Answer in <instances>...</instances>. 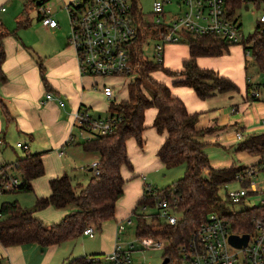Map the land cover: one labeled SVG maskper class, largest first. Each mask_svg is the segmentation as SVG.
<instances>
[{"label": "trees", "instance_id": "16d2710c", "mask_svg": "<svg viewBox=\"0 0 264 264\" xmlns=\"http://www.w3.org/2000/svg\"><path fill=\"white\" fill-rule=\"evenodd\" d=\"M41 2L42 0L37 2V5ZM228 3L233 8L239 5L241 0H228ZM133 11L138 24L137 39L131 46L130 73L136 76L128 83V98L109 103L107 117L114 119L112 133L96 135L82 142L85 150L98 154L99 174H93L85 186L78 187L79 191L67 172L53 177L49 181L50 194L38 197L33 207L22 206L16 200L2 202L0 204L2 245L60 244L82 236L87 226L99 230L103 222L115 218L117 204L124 195L126 183L122 168L127 167L131 170L133 168L128 154L127 140L135 138L138 146L144 147L145 113L150 107H155L157 110L152 126L157 132L165 134V139L157 151L158 158L166 167L185 163L186 170L182 177L164 188L149 190L147 183L143 184V194L136 202L133 213L144 205L154 207L156 196L173 194L178 200L176 206L175 202L171 205L181 217L176 224H171L161 221L157 212L152 213L153 221H148L144 213H138V236L166 241L164 258L169 257L171 260L174 256H178L179 246L189 239L191 232L207 220L209 213L219 207L223 208L219 214L227 219L233 232L238 234L251 232L252 221L264 216V203L237 210H228L224 206L219 190L225 183L233 181L237 172L245 169L247 165L213 167L203 150L205 143L199 138L213 132L216 127L198 128L200 112H190L184 101L173 94L165 81L153 76L156 70H162L166 76L173 79L175 85L192 88L202 100L218 93L240 92V87L233 79L213 68L201 67L197 62L201 56L222 55L234 43L213 34L183 31L182 41L189 47V56L183 59L180 69H171L164 66V61L153 63L142 56L139 49L142 43L147 41V30L143 14L135 6V2L132 6ZM10 32L13 31L0 29V61L4 58L1 39ZM158 36L161 35L158 33ZM252 40L253 44L249 46L251 55L264 70V31H260L259 24L249 38L241 43L244 52L248 48L247 43ZM0 79H5L1 70ZM246 82L244 98L259 100L252 92L260 85L255 86L251 81ZM237 150L263 156L264 132H254L243 137L237 145ZM14 163L23 178L22 185L15 191H32L31 180L44 174L41 153H26ZM69 204H74L76 208L71 209L58 222L47 224L35 215V211L49 205L60 208ZM89 256L91 255L75 257L68 264H91Z\"/></svg>", "mask_w": 264, "mask_h": 264}, {"label": "crops", "instance_id": "0c3cea01", "mask_svg": "<svg viewBox=\"0 0 264 264\" xmlns=\"http://www.w3.org/2000/svg\"><path fill=\"white\" fill-rule=\"evenodd\" d=\"M67 1L70 0H64V3H70ZM5 2L6 0H0V29L8 30V27L11 25V14L9 8L4 5ZM2 7L6 9L2 10ZM51 15L58 20L55 14ZM21 16L22 15L20 13L18 14V12L14 14V19L17 20L15 23L16 29L13 32L7 33L1 39L4 58L0 61V70L4 74L5 79H0V164L15 162L18 158L24 157L26 153H41L44 174L46 173L48 176L46 179H49L47 185H42L41 179L45 178L41 177L44 175L43 174L31 180L32 191L18 193L16 194V198H13L14 200H9H16L20 202L22 206L27 207L29 205L28 207H30L35 204L38 197L50 194L51 188L49 181L51 178L67 172L65 170L66 165L64 159L62 158L64 157L63 155H66V151H71L73 154H80L77 151H72L75 149L71 150L73 147L70 146L75 141L70 140V136L75 134V112L80 107L88 109L91 114L92 111L99 110L97 97L99 94L106 97L102 87L104 84H111L109 81H106L107 77L82 75L76 51L68 41L70 25L67 19L58 20V27H48L42 23L38 13L37 16H28L23 20H18ZM19 22L22 23L19 24ZM170 48H172V51L175 52L178 57L177 66L171 69H180L183 59L189 56V47L186 44L170 45ZM211 58L217 57L201 56L197 59V62L201 67L214 69L213 64L215 61ZM219 71L225 74V76L233 79L240 87V92L236 93L241 95L242 100L234 103L231 112L240 111L242 113H248V115L237 118L238 120L235 122H232V118L229 116L230 111H223L220 113L221 111L217 110L216 107L207 104V99H200L192 88L175 85L173 79H171L170 83H166L170 86L173 94L184 101L190 112H200L197 123L198 128L214 126L216 129L213 133L220 136L221 133L227 130L233 129L236 132L237 130L242 131L245 129V125L254 121L253 118L249 119L248 116L256 117L257 121L260 117H263L262 119L264 121V100L261 99L257 100V102H253L252 100L249 101L244 98L246 82L243 81L244 78L241 80L243 77L242 73L240 75L238 70H233L234 72H229V74L222 70ZM99 89L100 91H98ZM260 89L262 90L263 86L260 87ZM47 92H52L56 97L63 100V105L60 104L57 99H46ZM229 97L233 96L229 95ZM106 98L108 99V97ZM153 108V113L149 118L150 123L153 122L157 112L156 108ZM146 116L145 113V121L147 122ZM152 124L151 126L145 124L146 128L143 132L145 144L144 147L141 148L145 158H152L149 160V162H152L149 169H151V167L163 165L157 156V151L165 139V134L157 132ZM148 127L150 128L147 129ZM246 130H253L257 133L264 132V123L249 126ZM147 131L149 132L148 135ZM209 136L210 135H204L199 139L202 142H206L209 140ZM129 139L127 140L128 154ZM18 142L26 143L28 148L20 151V147L17 146ZM9 143L12 149H18V151H15L14 155L7 153V149H9L7 145ZM13 143H15V145H11ZM81 147L85 152L87 151L83 148L82 144ZM203 150L209 158V154L206 152V146L203 147ZM57 152L59 155L58 160L56 162L54 160L51 161V156ZM81 154L83 158H90L92 161L99 159L98 154L93 151H87ZM209 161L215 168L231 166L234 163L232 160H227L224 161V163L212 164L210 158ZM87 166H89L88 170L91 171L90 164ZM123 169L124 167L122 168V174ZM132 170H134V165ZM69 175L71 177V174ZM92 176L91 171L88 175V181ZM142 177L144 181L148 183L146 181V175L142 173L141 178ZM72 183L74 184L73 179ZM141 183L140 181L138 194H134V197H136L134 198V203L142 196ZM150 185L152 188H155L153 184ZM27 193L34 194L32 200H25L26 196H24V194ZM123 204L124 203L120 206L119 203L117 204L116 214L119 215V208L122 210L125 208ZM45 208H50V210H52L51 212L54 214L53 219H55V222H58L70 210L69 206L56 207L57 209L55 210L53 209L55 208L53 205H49ZM43 209L35 211V215L42 221L43 219L44 221H50V219L43 214L42 216L44 218L40 216V212ZM131 211H133V206H131ZM122 217H120V219ZM102 226L103 224L99 229L100 231L102 230ZM85 236L94 237L95 231ZM104 238L110 239L111 237L104 236ZM78 239L79 238H75L70 241H77ZM62 243L49 246H41L37 243L4 246L0 243V256L5 259V261L2 262L0 257V264L8 261V258H10L12 264H14L12 254H15L16 257L17 255L22 257L24 264H32L28 263L32 255L29 250L35 251L36 248L51 247L61 245Z\"/></svg>", "mask_w": 264, "mask_h": 264}, {"label": "built area", "instance_id": "2783aa9c", "mask_svg": "<svg viewBox=\"0 0 264 264\" xmlns=\"http://www.w3.org/2000/svg\"><path fill=\"white\" fill-rule=\"evenodd\" d=\"M45 2L46 0H42L37 5L42 23L48 27H58V20L51 15V8ZM169 2L171 0L153 1V12L158 15L157 33L162 39L156 46L158 63L164 61L165 46L169 43H179L183 31L213 34L234 44H241L250 36L243 32L241 25L232 17L228 0H178L180 11L175 14L172 22L165 23L161 20L165 13L164 6ZM132 6V0H72L65 4L70 25L68 41L76 51L82 75L106 77L133 74L130 73L131 46L137 39V25L132 16ZM258 24L260 31H264V10ZM252 44L253 40L247 43V55H251L249 46ZM102 90L106 97H113L112 85L104 84ZM252 94L259 100H264V85L262 90L259 87ZM46 99H57L60 104L64 103L52 92L46 93ZM74 126L86 140L96 135L112 133L114 119L94 116L88 109L80 107L74 114ZM235 135L239 140L244 137L240 130H237ZM76 136L72 134L70 140L74 141ZM17 146L24 150L28 148V145L22 142H18ZM90 168L94 174H99V161H93ZM261 173H264L262 160L237 172L233 181L239 182L241 186L237 189H227L228 198L232 201L259 199L261 200L259 204H263L261 183L264 180H253V177H259ZM233 181L225 183L223 187H227ZM22 183V175L15 163L0 164V195L19 189ZM147 185L150 190L152 186L148 183ZM177 200L178 197L173 194L156 196L154 207L158 210L160 219L171 224L177 223L181 216L171 205L175 202L176 206ZM148 207L144 205L141 208L145 210ZM145 215L152 217V213ZM126 222L132 223V215L127 217ZM125 228L126 225L122 221L118 223V238ZM94 231L93 226H87L83 234H92ZM231 234L238 233L233 232L231 224L225 217L214 212L209 213L207 220L192 231L189 239L179 246L176 256L178 264H264V216L252 221V230L248 233L249 238L245 246H233L229 241ZM137 237L144 239L145 245H150L151 241H154V246L167 245H164L166 241L162 239L138 235ZM138 251L132 242L129 246L116 242L110 252L91 255L89 261L91 264H134L133 254ZM240 252L244 253L243 259L239 257ZM3 264H12V261L8 258Z\"/></svg>", "mask_w": 264, "mask_h": 264}, {"label": "rangeland", "instance_id": "374dc122", "mask_svg": "<svg viewBox=\"0 0 264 264\" xmlns=\"http://www.w3.org/2000/svg\"><path fill=\"white\" fill-rule=\"evenodd\" d=\"M41 0H6L5 6L9 8V12L11 14V27L9 26L8 30L14 31L16 29V22L17 20L14 19V14L18 12L22 16L18 18V20H23L26 17H33L37 16L38 13V7L37 2ZM67 1V2H71ZM153 1L154 0H132V5L135 2V6L138 7L139 10H141L143 14V19L145 22V28L147 30V41L142 43V46L139 50H141L142 56L153 62L157 63V49L156 46L158 43L162 42L161 37L158 36L157 30H158V21L156 15L153 12ZM178 0H171V2L166 3L164 6V17H162L163 22L170 23L173 21L175 14L178 13L179 5L177 3ZM258 1V2H256ZM48 6L51 8V14H55L59 21L61 19H67V22L69 24V15L66 10L64 0H46L45 2ZM231 15L235 20L241 25V28L243 32L249 36L254 31L258 24V19L261 15V13L264 10V0H241V3L235 7H230ZM132 16L134 21L137 23V18L134 14V11L132 12ZM15 25V26H14ZM15 28H14V27ZM13 27V28H12ZM170 45H186L182 40L179 43H169L165 46V67L169 68H175L177 66L178 57L175 52L172 51V48H170ZM214 57V56H213ZM217 58H211L215 61L213 64V67L215 70H217L220 74L224 75L219 70L225 71L229 74V72H234L233 70H238L240 72V75L242 73V78L244 82L251 81L253 85L257 86L260 85V87L264 84V70H262L258 64L256 63L254 57L252 55H247L246 52H244V49L241 44H231L228 48V50H225L222 55L215 56ZM242 58V59H241ZM243 61V64H242ZM242 65V67H241ZM244 66V67H243ZM231 70V71H230ZM135 74L130 75H124V76H106V81H109V83L113 86L114 89V95L112 98H106L104 96H101L100 94L97 97L98 104H99V110L92 111V114L95 116H102L107 117L109 116L108 113V106L111 101H121L128 98V83L133 78H135ZM153 76L161 81H165L167 83L171 82V77L166 76L162 70H156L153 73ZM247 83V82H246ZM100 91V89L98 90ZM229 95L233 97H229ZM235 100V102H234ZM242 100L241 95H239L236 92L232 93H218L215 96H212L211 98L207 99V104L209 106L216 107L217 110H220L222 113L230 111V117L232 118V122L237 121V118H242L243 116H247L248 113H242L240 111H234L231 112V109L233 108L234 103H237ZM250 101V100H249ZM253 102H257V100H252ZM153 107H150V109L146 112V119L145 124L147 126H151L149 122L150 115L153 113ZM200 116V115H199ZM248 118H253V122L248 123L245 125V129L242 130V133L244 137H246L250 133H254L253 130H246V128H249V126L258 124V123H264L263 117H260L257 121L256 117L248 116ZM243 126V125H242ZM148 127L147 129H149ZM222 130V129H221ZM215 132V131H213ZM207 133L206 135H210L209 140H207L205 143L206 146V152L209 154V158L211 160L212 164H220L224 163V161L232 160L233 164H243V165H250L256 162H259L260 160L264 161V155H254L249 154L245 150H237V145L239 143V139L236 138L235 130H227L220 134V136L216 133ZM74 133L77 135L74 143H72L70 146L73 147L72 151H77L80 154H73L71 151H66V155H63L62 157L64 159V163L66 165V171L71 174V177L74 181L75 187L81 188L82 186H85L88 182V175L91 173L90 170H88L87 165L92 164V160L83 158L81 153H86L82 147L81 144L83 140L85 139L81 133L79 132L78 128H74ZM147 131V135H148ZM214 134V135H212ZM15 142V141H14ZM81 143V144H79ZM129 144V154L131 157V162L134 165V170H131L127 167H124L123 174L126 179V183L124 185V195L119 200V206L124 203L125 210L119 208V215L116 214L115 218L107 220L105 223H103L102 230L95 229V236L89 237L85 236L84 234L80 237L77 241H64L61 245H55L51 247H40L36 248L35 251L29 250V252L32 253L31 259H29L28 263L32 264H68L73 258L78 256H87L92 254H98V253H107L110 252L114 246L115 243L118 242L122 244L123 246H129L130 243H134V245L139 249L138 252H135L133 254V260L134 264H161L164 259V252L165 247H159L154 246V241L150 242V245H145L144 239H139L137 237V224H138V213H156L158 210L155 207L149 206L145 210H143L141 207L137 209L136 213H133L131 211V206L133 208L135 207L136 203H134L136 197H134V194H138L139 189V182L141 181V194H143V184L144 179L141 178V174L146 175V181L149 184H153V187L155 188H164L170 184H172L175 180L182 177L186 170V164L182 163L173 167H166L164 165L158 166V167H151L149 169V166H151L152 162H149L151 160L150 158H145L143 150L138 146L135 138H130L128 141ZM15 145V143L11 144ZM9 149H7L8 154H15V151H18L17 148L12 149L10 147V143L7 145ZM21 149V148H20ZM21 149L20 151H22ZM59 152V151H58ZM58 152L56 154H53L51 156V161H57L59 158ZM94 152V151H93ZM153 161V160H152ZM11 163H14L11 162ZM84 167V168H83ZM16 173V171H13ZM87 173V174H86ZM76 174V175H74ZM92 171V175H93ZM45 177L41 179L42 185H47V182L49 179H46L48 177L46 173L41 176ZM259 179L264 180V173H261L259 177H253V180L258 181ZM263 186V192L262 197L264 198V182L261 183ZM241 186V184L237 181H233L229 183L227 187H222L219 190V195L222 198V202L224 206L228 210H237L244 208L248 205H255L259 204L261 200H248L245 199V201H232L227 196V189H237ZM22 193V192H8L0 195V204L4 201L14 200L13 198H16V194ZM34 193V192H32ZM24 194L25 200L30 201L33 199L34 194ZM136 196V195H135ZM35 202V201H34ZM137 202V201H136ZM130 204V205H129ZM134 204V205H133ZM29 206V205H28ZM27 206V207H28ZM30 207H33L30 206ZM76 206L74 204H69V209H74ZM54 210L57 209L56 207L53 208ZM222 207H219L216 211H213L214 213L219 214L220 210H222ZM69 210V211H70ZM130 210V211H129ZM50 208H45L41 210L40 216L42 214L49 218L50 221H43L47 224H51L55 222V219H53L54 214L51 212ZM129 212V213H127ZM132 215V223L128 224L126 222V219L128 216ZM124 216V217H122ZM120 217H122L120 219ZM148 217V216H147ZM44 218V217H43ZM148 221H153L150 217L147 218ZM123 222L126 225L125 230L122 234H120V238L117 237V223ZM161 221H164L161 218ZM157 222V221H156ZM104 236H110L111 238H104ZM167 243L164 242V245ZM142 250V251H140ZM13 256V263L14 264H24V261L22 257H19L15 254H12ZM244 253L240 252L239 257L243 259ZM1 257V256H0ZM21 258V259H20ZM1 261H5L1 257ZM167 264H178L177 257L174 256L169 263Z\"/></svg>", "mask_w": 264, "mask_h": 264}, {"label": "water", "instance_id": "95a60500", "mask_svg": "<svg viewBox=\"0 0 264 264\" xmlns=\"http://www.w3.org/2000/svg\"><path fill=\"white\" fill-rule=\"evenodd\" d=\"M248 238H249L248 233H244L242 235L231 234L229 236V241H230V243L233 246L243 247V246H245L247 244ZM169 261H170V258L169 257H165L161 264H167V263H169Z\"/></svg>", "mask_w": 264, "mask_h": 264}]
</instances>
